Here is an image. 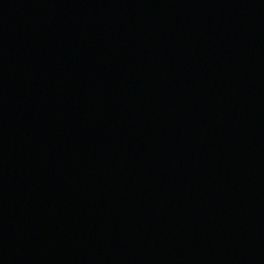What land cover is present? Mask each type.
Wrapping results in <instances>:
<instances>
[{
	"label": "water",
	"instance_id": "water-1",
	"mask_svg": "<svg viewBox=\"0 0 264 264\" xmlns=\"http://www.w3.org/2000/svg\"><path fill=\"white\" fill-rule=\"evenodd\" d=\"M0 264H264V0H0Z\"/></svg>",
	"mask_w": 264,
	"mask_h": 264
}]
</instances>
